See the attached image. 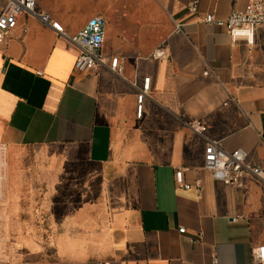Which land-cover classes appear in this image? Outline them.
I'll return each instance as SVG.
<instances>
[{
    "label": "crops",
    "instance_id": "0c3cea01",
    "mask_svg": "<svg viewBox=\"0 0 264 264\" xmlns=\"http://www.w3.org/2000/svg\"><path fill=\"white\" fill-rule=\"evenodd\" d=\"M36 2L70 36L103 16V53L119 57L123 71L77 72L75 45L36 16L19 17L0 48V142L11 155L53 145L69 159L52 163L60 171L46 193L24 194L9 177L0 264H256L264 183L225 185L204 161L215 140L264 165V25L249 43L203 21L247 0H199L195 14L194 0ZM180 169L188 190L176 184ZM12 232L34 236L13 247L4 238Z\"/></svg>",
    "mask_w": 264,
    "mask_h": 264
},
{
    "label": "built area",
    "instance_id": "2783aa9c",
    "mask_svg": "<svg viewBox=\"0 0 264 264\" xmlns=\"http://www.w3.org/2000/svg\"><path fill=\"white\" fill-rule=\"evenodd\" d=\"M199 0L188 4V11L192 14L198 11ZM22 14L36 16L43 24L51 26L58 34L66 38L79 49L74 69L82 73H98L102 68L110 67L122 72L119 57L108 58L103 53L107 21L103 16L91 18L88 24L76 35L70 36L64 26L50 13L37 8L36 0H6L0 12V48L7 44L10 34L16 29L19 17ZM203 21L208 24L225 28L233 40L246 38L249 43L254 42L255 30L264 25V0H247L242 10H233L226 18H219L214 13L205 14ZM180 26V25H179ZM25 31L27 29H24ZM156 57H163L164 52L154 53ZM208 73V71L206 72ZM151 77L144 78L143 91L138 96V116L143 113V101L150 88ZM197 133L202 134L204 126L200 122H192ZM8 145L0 142V207L5 203L8 182V162L6 151ZM205 168L214 179L228 186L244 188L247 177L258 179L264 183V165H256L247 160L244 149L226 150L218 141L209 140L204 152ZM178 187L190 189L191 184L185 181L182 169L176 172ZM198 191H201L200 181L197 182ZM186 233V228L179 229ZM253 256L256 264H264V244L254 248ZM217 264V260H215Z\"/></svg>",
    "mask_w": 264,
    "mask_h": 264
},
{
    "label": "rangeland",
    "instance_id": "374dc122",
    "mask_svg": "<svg viewBox=\"0 0 264 264\" xmlns=\"http://www.w3.org/2000/svg\"><path fill=\"white\" fill-rule=\"evenodd\" d=\"M6 159L8 162V179L12 175L14 182L17 180L20 183V192L29 195L36 188H38L40 194L48 192L46 179L60 171L58 169H51L52 163L69 158H67L65 150L53 145H47L23 146L17 149L12 155L10 147L8 146ZM73 172H77V170ZM36 184L38 185L35 186ZM26 203L29 204L30 202L21 201L22 205ZM24 210H26V207H24ZM23 217L29 221V217ZM31 236H34V234L12 232L4 235V238L8 246L12 244L14 247L18 241L20 243L25 239H29Z\"/></svg>",
    "mask_w": 264,
    "mask_h": 264
}]
</instances>
